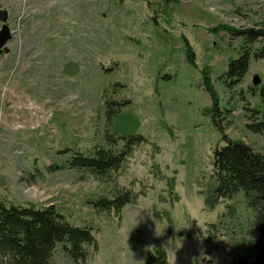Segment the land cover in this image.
I'll list each match as a JSON object with an SVG mask.
<instances>
[{
  "label": "rangeland",
  "instance_id": "rangeland-1",
  "mask_svg": "<svg viewBox=\"0 0 264 264\" xmlns=\"http://www.w3.org/2000/svg\"><path fill=\"white\" fill-rule=\"evenodd\" d=\"M1 9L12 38L0 53V199L54 204L97 239L80 261L57 249L54 264H145L157 243L170 264H230L247 251L244 192L205 201L213 148L225 140L186 48L210 66L221 107L233 108L227 134L264 153L245 110H264V57H251L233 90L221 78L244 45L227 28L264 26V0H0ZM109 95L130 100L111 122ZM110 130L147 137L126 168L100 179L65 166L75 150L108 146ZM116 187L139 191L138 201L120 216L95 210L89 201Z\"/></svg>",
  "mask_w": 264,
  "mask_h": 264
},
{
  "label": "trees",
  "instance_id": "trees-1",
  "mask_svg": "<svg viewBox=\"0 0 264 264\" xmlns=\"http://www.w3.org/2000/svg\"><path fill=\"white\" fill-rule=\"evenodd\" d=\"M227 29L233 38H244L241 54L229 60L227 69L221 76L225 87L233 90L248 72L251 57H264V47L253 51L250 46L264 39V26ZM186 49L189 62L202 73L205 89L213 100L209 112L225 140L224 144L213 148L212 172L205 194L206 204L214 206L221 200L233 199L240 191L244 192L253 210V218L250 220L252 238L247 251L234 257L230 264H264V153L253 144L233 139L227 134L233 108L221 107L218 92L211 81L210 66L199 65L196 52L190 44ZM252 90L254 92V88ZM259 94L264 101V85ZM242 99L245 100L244 97ZM128 103L130 100L127 98L114 99L109 95L106 102L109 122ZM245 110L248 112L247 127L264 134V110L250 105H245ZM107 139L108 146H96L89 152L73 151L65 166L90 172L100 179L109 175L111 178L114 172L128 166L135 149L147 137L142 133L118 134L110 130ZM139 195V191L131 187H116L110 196L89 202L98 212L120 216L126 205L138 201ZM96 242L92 225L71 221L54 204L41 206L0 199V264H54L52 257L59 248L74 261H80L87 256L86 246ZM145 264H170L166 247L162 243L151 247Z\"/></svg>",
  "mask_w": 264,
  "mask_h": 264
},
{
  "label": "water",
  "instance_id": "water-1",
  "mask_svg": "<svg viewBox=\"0 0 264 264\" xmlns=\"http://www.w3.org/2000/svg\"><path fill=\"white\" fill-rule=\"evenodd\" d=\"M0 20L2 21V25L0 28V53H4L8 50L7 44L12 38L11 29L8 24V13L1 9L0 10ZM255 83L259 80L255 77Z\"/></svg>",
  "mask_w": 264,
  "mask_h": 264
}]
</instances>
